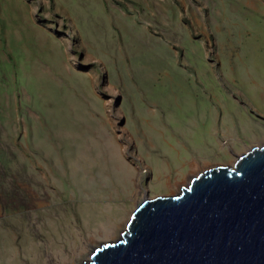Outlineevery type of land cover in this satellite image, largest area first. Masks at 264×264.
I'll return each instance as SVG.
<instances>
[{"label": "rangeland", "instance_id": "rangeland-1", "mask_svg": "<svg viewBox=\"0 0 264 264\" xmlns=\"http://www.w3.org/2000/svg\"><path fill=\"white\" fill-rule=\"evenodd\" d=\"M263 143L264 0H0V264H81Z\"/></svg>", "mask_w": 264, "mask_h": 264}, {"label": "water", "instance_id": "water-1", "mask_svg": "<svg viewBox=\"0 0 264 264\" xmlns=\"http://www.w3.org/2000/svg\"><path fill=\"white\" fill-rule=\"evenodd\" d=\"M81 264H264V143L144 198Z\"/></svg>", "mask_w": 264, "mask_h": 264}, {"label": "bare ground", "instance_id": "bare-ground-1", "mask_svg": "<svg viewBox=\"0 0 264 264\" xmlns=\"http://www.w3.org/2000/svg\"><path fill=\"white\" fill-rule=\"evenodd\" d=\"M233 162H234V160H233ZM232 162V163H233ZM197 173H192V176H195ZM192 176H190V177H188V179L190 180V178L192 177ZM189 182V181H188ZM146 198V197H145ZM131 212V211H130ZM129 212V214H128V217H127V219H126V221H124V223H123V229H124V227H125V224H126V222L128 221V218H129V216H130V213ZM90 254V252L88 253V255ZM88 257V256H87Z\"/></svg>", "mask_w": 264, "mask_h": 264}]
</instances>
